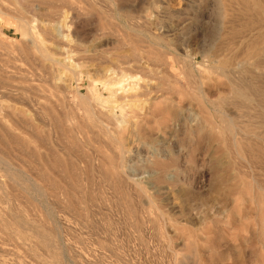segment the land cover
I'll list each match as a JSON object with an SVG mask.
<instances>
[{
  "label": "rangeland",
  "instance_id": "rangeland-1",
  "mask_svg": "<svg viewBox=\"0 0 264 264\" xmlns=\"http://www.w3.org/2000/svg\"><path fill=\"white\" fill-rule=\"evenodd\" d=\"M30 1L0 0L7 64ZM71 1L60 125L0 127V264H264V0Z\"/></svg>",
  "mask_w": 264,
  "mask_h": 264
},
{
  "label": "bare ground",
  "instance_id": "bare-ground-1",
  "mask_svg": "<svg viewBox=\"0 0 264 264\" xmlns=\"http://www.w3.org/2000/svg\"><path fill=\"white\" fill-rule=\"evenodd\" d=\"M78 1L81 2L82 0H78ZM33 3L35 4V6L32 5ZM29 4H30L29 8L32 11L31 13H33V14H36V13L39 14V12H41V10L45 9L44 10V13H40V14L42 16H45V18H47V19L42 20V22H40V26L37 27V26H34V25L31 26L30 25V22L28 23V21L26 22L23 19H18V17H20V15L17 16V17L15 16V18L17 19V22H19V24L18 23L17 24L19 25L20 30H21V35H22V38L21 39L23 41H25V42H24V46L21 47V50L19 51V53L17 55V58H16V62L17 63H15L14 65H10V64H7L6 62H3V60L2 61L0 60V127L3 130H5V126H6L5 124L8 123V122H12V125H15L17 127L21 126V123L23 121L21 123L19 121H21L23 119H20V118H22V117H20L22 114H21L19 108H25L28 111V113L30 115H32L37 120L38 119L40 120L41 116H43V117L44 116H48L50 118V120H51L52 119V116H55L56 115V113L54 111L56 110L55 107H56V105L59 102V98H58L57 95L65 87L64 81H66V80H64V79L67 78V77L66 76L63 77V73H64V69L66 68V66L68 67V65L70 63L69 62V63H67L68 65H65L63 62L65 61L66 58L68 59V57H67L68 55H71V54H75L76 53V51H75L76 49L74 50V48H76V47L72 48V44L75 43L74 39H75V35L76 34H74V32H73V31H75V30H73L75 27L73 29H70V28L66 27L70 23L66 24V21L64 22V20H63L64 26H63V24H59V25L62 26V28L60 30L57 29V26L58 25H55V18L56 17L58 18V16L59 17H63L66 14V12H64L65 14L62 15V13H61V16H60L59 14L57 15L56 12L57 11L59 12V10L61 11V9L63 8V6H66V5L67 6L68 5H71L72 6V1L71 0H32V1L28 2V5ZM27 12H29V11H27ZM16 14H18V13H16ZM31 17H32V14H31ZM59 19H58V21H59ZM62 19H64V18H62ZM66 20H67V18H66ZM73 23H74V21H73ZM65 27H66L67 30L64 32ZM104 27H105V25H104ZM33 29L34 30L37 29L36 32L33 31ZM0 35H3V34L0 33ZM101 35H98V36H101ZM104 35L105 34H103L102 36H104ZM104 37H100V38H104ZM72 38H74L73 39L74 42L73 41L68 42ZM98 38H96V39H98ZM106 39H107V37H106ZM84 43H85V40H84ZM99 43H101V42H99ZM104 44H105V42H104ZM104 44H103V46H105ZM102 48L100 50L102 52L103 51L105 52L104 48H103V50H102ZM248 50L249 51L247 52V57L250 60L252 58H254V57L256 58V57L259 56V52L260 51H258L257 49H251V50L248 49ZM84 51L88 53L89 49H88V51H87V49L84 50ZM97 51H98V49H97ZM85 52L84 53L81 52V53L85 54ZM93 52H92V54H93ZM78 53H80V52H77V54ZM81 53H80V55H81ZM94 53H96V52H94ZM100 54H101V52H100ZM64 56H66V58H64ZM99 58L100 57H98V59ZM121 58L122 57H120V59ZM116 59H118V58H116ZM143 59L144 58H142V57H137V56L134 55V58L131 59V61H129L127 63L131 64V62H132V63H134L136 65H137V63H139V65H140V62ZM94 60H96V58ZM68 61H71V59H68ZM68 61H66V62H68ZM86 61H88V60H86ZM75 62H76V60H75ZM145 62H146V65L149 68L152 67L151 63H149L148 60H146ZM245 62L246 61H244V63ZM81 63H83V62H81ZM240 63H242V62H240ZM248 63H250V62H247V64ZM245 66H247V65H245ZM169 68H170L169 70L171 71L172 70L171 69V66ZM239 68H240V66H239ZM66 69L68 70V68H66ZM75 69H74V72H76ZM241 69H243V68L241 67ZM132 72H133V70H132ZM122 73H124V72H122ZM237 73H238V71H237ZM124 74H126V72ZM124 74H122V75L119 74L120 75L119 76L120 78L117 79V81H114V82L107 81V82H108L109 85H115V84H118L119 86L121 84H124L125 85V86H121V89H120L121 96L120 97L118 96V98H117V96L115 97L116 100H117L116 103L117 102H120L122 104L124 102V103H126L128 105L129 104L130 105H134V104H136L137 99H139V97H140V93L137 92L138 89H139V86H138V83L139 82H135L133 80L134 79L133 77H131V76L127 75V74L126 75H124ZM200 74L201 73H199V75ZM234 76H235V74H234ZM139 81H140V78H139ZM232 83H234V82H232ZM232 86L231 87L233 88L234 95L238 96L239 98L240 97L243 98V100H244V98H246L247 100L249 99V96L245 92H241V89L239 90V88L237 86L236 87L234 85H232ZM67 88H68V86H67ZM74 89L75 88H73V90ZM115 93H116L115 91L114 92H111L110 98H113L115 96ZM248 93H250V92H248ZM120 103H119V105H120ZM115 105H112V106H115ZM117 105H118V103H117ZM119 108H121V107L119 106ZM53 114H55V115H53ZM60 117H61V115H60ZM18 118H19V121H18ZM56 118L57 117L55 116V118L53 119V121L52 120L51 121L54 122ZM42 119H43V121L45 120V118H42ZM61 119H59V120H61ZM56 120H58V119H56ZM60 123H61L60 121L59 122L58 121H55L54 124L60 125ZM60 127H62V125ZM236 134H238V133L236 132ZM233 140H235V139H233ZM255 188H257V187H255ZM262 190L263 189L258 188L259 194L258 195H255V196H258L259 197L261 204H263V197H264V194H263V191Z\"/></svg>",
  "mask_w": 264,
  "mask_h": 264
}]
</instances>
